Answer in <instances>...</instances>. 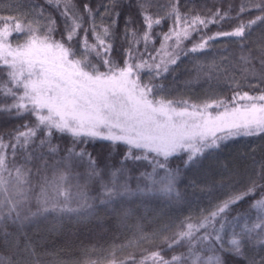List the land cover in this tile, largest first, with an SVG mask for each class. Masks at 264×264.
<instances>
[{
    "label": "snow or ice",
    "instance_id": "snow-or-ice-1",
    "mask_svg": "<svg viewBox=\"0 0 264 264\" xmlns=\"http://www.w3.org/2000/svg\"><path fill=\"white\" fill-rule=\"evenodd\" d=\"M45 2L61 16V39H55L56 19L45 16L43 8L38 13L43 24L39 20L35 26L33 22L15 23L13 31L17 39L20 34L27 37L23 43L13 46L9 42L12 32L7 24L0 30V113L17 117L27 114L34 118V123L23 124V130H17L8 143L0 137V231L6 221L22 227L32 218L49 212L91 215L95 208L88 202L91 198L87 192L81 190L80 174L74 173V168L84 169L86 182L99 184L100 206L108 207L139 197L179 201L181 193L177 186L181 177L197 169L206 155H211L231 138L264 133V94L251 96L237 91L231 101L210 99L196 104L168 99L169 90L158 82L165 74L175 71L171 66L177 64L181 54L185 57L193 54L199 78L205 66L198 63L199 57L195 54L208 48L209 41L220 37L245 38L246 30L250 35L253 25L264 21V0H242L237 18L253 10L262 14L246 23L241 21L229 32H217L207 38L201 36L199 42L187 49L182 44L192 33L202 32L209 24H219L227 18V13L222 15L217 9L211 17L181 14L177 0L164 17H154L149 11L152 0H137L144 30L140 32L130 27V21L125 22L123 40L127 48L123 66L112 56L115 19L111 23L97 24L95 12L85 4L89 19L85 28L84 16L76 10L73 0ZM109 3L114 8L119 0H109ZM111 10L105 6L106 13ZM169 18L174 26L163 33L161 47L152 55L148 51L154 41L152 30ZM82 28L83 38L77 40ZM253 59H259L264 71V49L257 57H253L251 49L247 53L242 50L239 60L243 76L258 75L254 67H249ZM98 64H102L104 72L99 70ZM207 67L214 68L215 64ZM145 69L146 82L141 80ZM54 133L70 135L72 146L55 161L52 177L42 178L43 185L36 198L38 207L32 212L28 208L31 200L28 165L36 159L47 168L46 157L54 158L59 154V147L52 144ZM96 140L109 141L113 148L117 144L125 145L119 166L106 162L101 168L85 148L77 150V145ZM19 153H23L22 163L15 159ZM129 161L134 164L146 161L151 167V171L135 177V188L131 185ZM73 179L77 180L75 192ZM258 189L260 198L253 200L245 213L232 215L233 206L254 196ZM178 229L172 237H165V249L151 253L140 264H145L146 260L153 264H223L218 253L227 251L242 256L246 242L255 241L256 245L264 246V165L255 179L249 177L246 190H233L206 213L202 212L198 220L186 218ZM177 246L186 247L187 251L170 259L161 255L162 251ZM260 264H264V258Z\"/></svg>",
    "mask_w": 264,
    "mask_h": 264
},
{
    "label": "trees",
    "instance_id": "trees-1",
    "mask_svg": "<svg viewBox=\"0 0 264 264\" xmlns=\"http://www.w3.org/2000/svg\"><path fill=\"white\" fill-rule=\"evenodd\" d=\"M73 2L76 10L84 16L85 28L89 23L84 9L85 4L95 12L97 24L116 20L112 56L123 66L124 49L127 48V43L123 40L125 22L130 21V27L140 32L144 30L137 0H119L114 8L109 0ZM173 3H177V0H152L149 11L154 17H164ZM241 3L242 0H178L177 7L181 14L211 17L217 9L222 15L227 13V18L219 24H209L202 32L192 33L191 38L185 40L182 47L191 48L193 43L199 42L201 36L207 38L217 32H229L241 21L246 23L262 14L258 10H253L237 18ZM105 6L112 9L111 13L105 12ZM40 8L44 9L45 16L51 15L56 19L55 39H61L63 33L61 16L45 0H0V30L5 24L8 25L9 31L12 32L9 42L13 46L23 43L27 38L26 35L20 34V38L17 39V34L13 31L16 22L22 24L33 22L34 26L37 20L41 24L44 23L38 15ZM116 13H119L118 17ZM173 26L171 18L164 19L159 26H154L152 30L154 41L150 43L148 49L152 55H156V50L160 49L163 33H167ZM83 35L82 28L77 40L82 39ZM88 39L90 41L92 39L91 32L88 33ZM171 43L168 42L169 45ZM73 44L76 45V41H73ZM139 47L143 52V45ZM249 49L252 50L253 57L259 56L260 50L264 49V21L253 25L250 35L246 30L245 38L220 37L209 41L208 48L195 54L199 57L198 63L205 66V72L199 78L194 68L196 61L192 59L193 54L187 57L181 54L177 64L171 66L175 71L165 74L158 82L169 90L168 99L188 100L196 104L210 99L231 101L237 91L259 96L264 94V79H261L264 71L261 70L259 59H253L249 65L257 71L256 77H245L241 71L239 57L242 50L247 53ZM213 64L214 68L207 67ZM98 67L101 72L105 71L102 64H98ZM4 78L6 79V76ZM147 78L145 69L141 73V80L146 82ZM25 123H34V118L27 114L17 117L0 113V137L8 143L17 130H23L22 125ZM52 144L58 146L60 152L54 158L46 157L47 168L42 166L41 160L36 159L28 165L31 169L29 175L31 200L28 208L32 212L38 207L36 198L43 185L42 178L45 175L49 179L52 177L53 165L64 155V150L72 146V137L68 134L54 133ZM80 148H85L91 153L101 168L106 162L119 166L125 151L123 144H117L113 148L111 142L101 140L77 145V150ZM7 151L10 155L11 148ZM22 155L23 153H19L15 157L17 163H22ZM171 164L175 166V158ZM261 165H264V133L234 137L222 143L211 155H206L197 169L188 171L181 177L177 186L181 193L179 201H168L160 197H139L108 207L99 205V184L86 182L83 176L84 169L74 168L73 172L80 174L81 190L87 192L91 198L88 202L93 204L95 211L91 215L80 216L49 212L32 218L22 227L6 221L3 231H0V261H3V264H113V261L115 264L122 261H126L127 264H140V261L151 253L165 249V237H172L179 230L178 225L186 218L191 217L196 221L202 212L206 213V210L227 198L233 190H246L249 177L255 179ZM128 166L133 188L136 186L135 177L141 172L151 171L146 161H138L135 164L129 161ZM72 183L75 192L77 180L73 179ZM260 195L258 189L254 196H248L234 205L232 215L245 213L251 202L259 199ZM24 214H27V210ZM186 251V247L177 246L162 251L161 255L170 259L172 255ZM218 254L222 256L223 264H260L261 258H264V246L256 245L255 241L246 242L242 256L232 255L227 251ZM130 257L134 259H129ZM145 264H153V261L146 260Z\"/></svg>",
    "mask_w": 264,
    "mask_h": 264
}]
</instances>
